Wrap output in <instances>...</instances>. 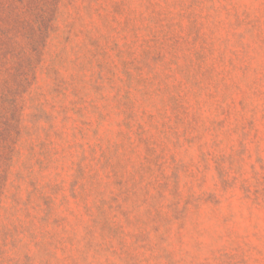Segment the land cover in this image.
<instances>
[{
	"label": "rangeland",
	"instance_id": "374dc122",
	"mask_svg": "<svg viewBox=\"0 0 264 264\" xmlns=\"http://www.w3.org/2000/svg\"><path fill=\"white\" fill-rule=\"evenodd\" d=\"M0 264H264V0H0Z\"/></svg>",
	"mask_w": 264,
	"mask_h": 264
}]
</instances>
